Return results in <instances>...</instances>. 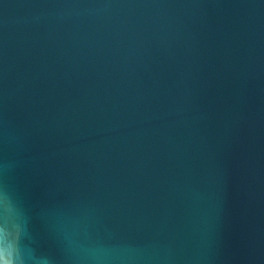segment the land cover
Listing matches in <instances>:
<instances>
[{"label": "water", "instance_id": "1", "mask_svg": "<svg viewBox=\"0 0 264 264\" xmlns=\"http://www.w3.org/2000/svg\"><path fill=\"white\" fill-rule=\"evenodd\" d=\"M5 251L264 264V0H0Z\"/></svg>", "mask_w": 264, "mask_h": 264}, {"label": "clouds", "instance_id": "2", "mask_svg": "<svg viewBox=\"0 0 264 264\" xmlns=\"http://www.w3.org/2000/svg\"><path fill=\"white\" fill-rule=\"evenodd\" d=\"M0 264H15V261L11 258V254L8 252H0Z\"/></svg>", "mask_w": 264, "mask_h": 264}]
</instances>
